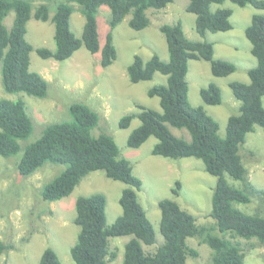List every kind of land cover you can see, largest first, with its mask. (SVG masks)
Returning a JSON list of instances; mask_svg holds the SVG:
<instances>
[{
    "label": "trees",
    "instance_id": "trees-1",
    "mask_svg": "<svg viewBox=\"0 0 264 264\" xmlns=\"http://www.w3.org/2000/svg\"><path fill=\"white\" fill-rule=\"evenodd\" d=\"M32 1L0 0L1 84L7 93L24 92L42 98L47 94L48 81L37 71L30 70L32 45L25 38ZM69 1L77 3L84 16L81 36H75L70 29L73 5L68 1L55 2L51 16L55 46L53 49L38 47L36 52L42 58L63 60L83 45L91 53L100 50V64L105 67L116 58L111 30L127 14H131L129 26L142 29L149 24L147 8L160 9L172 0ZM224 1L188 0L186 10L195 14V29L201 37L206 31H227L232 28L231 8L211 9L212 3ZM229 1L239 6L251 4L264 9V0ZM101 5L110 9V30L100 49L96 15ZM50 6L49 2L42 0L35 6L34 17L47 20ZM11 10L14 11V19L8 29L3 19ZM159 28L166 39L168 60H162L157 53H152L147 60L134 54L126 71L131 82L149 80L156 71L166 76L164 83L155 84L147 90L149 96L159 98L160 110L137 104L138 112L122 115L118 125L127 128L132 118L140 120L127 137L130 147L140 146L153 135L157 141L151 149L152 154L170 158L195 157L203 162L205 170L216 177L210 212L214 223L197 224L195 217L182 209L175 200L159 199V230L163 242L155 252H145L142 244H152L155 232L137 200L136 192L142 181L132 173L130 162L119 156L118 146L110 134L101 132L97 136L92 135L91 130L98 122V113L84 103H71L69 113L72 119L46 124L40 136L25 145L17 169L22 176L27 177L46 162L65 165L40 190L41 198L49 202L68 196L80 180L94 170H103L107 177L126 184L119 196L122 211L110 225L106 223V197L103 193L76 198L73 222L79 230L70 247L74 264H108L117 254L109 247L108 238L111 236L132 235L124 244L122 264H186L187 257L198 256V250L187 242L189 237L198 238L210 247L212 253L208 264H243L244 247L240 239L264 244V215L246 213L235 206L236 203H248L252 193L259 192L264 196V189H257L249 183L239 152L246 134L253 131L255 125L264 129V14L254 13L244 29L256 64L247 70L248 82H229L239 106L237 113L228 116L224 136L218 133L217 120L202 105L190 103L186 74L189 59L207 60L215 76L232 73L235 70L234 63L214 58L211 42L187 38L180 21L164 23ZM199 94L206 104L221 102V90L214 82L201 87ZM169 125L185 129L189 140L173 134ZM32 129L33 123L23 99L0 98L1 156L17 153L20 149L19 140L26 139ZM225 175L241 181L242 187L229 184ZM180 187V181L176 180L172 193L178 195ZM249 244L252 245V242ZM12 247V244L0 239V258ZM38 264H61V261L56 251L48 246L42 251Z\"/></svg>",
    "mask_w": 264,
    "mask_h": 264
},
{
    "label": "rangeland",
    "instance_id": "rangeland-1",
    "mask_svg": "<svg viewBox=\"0 0 264 264\" xmlns=\"http://www.w3.org/2000/svg\"><path fill=\"white\" fill-rule=\"evenodd\" d=\"M41 1H32L33 7L27 21L25 38L32 45L30 70L37 71L48 81L46 96L38 98L24 92L7 93L2 87L0 73V98L23 99L26 112L33 123L29 136L19 140L20 149L17 153L10 156L0 155V239L13 245L12 249L1 255L0 264H38L42 251L48 246L56 251L61 264H74L70 247L75 242L79 230L73 219L76 214L75 201L80 195L96 192L105 195L108 225L113 223L122 211L119 196L126 184L107 177L103 170L89 172L68 196L49 202L41 198L40 190L43 184L64 169L65 165L46 162L27 177L22 176L17 169L25 145L36 140L46 124L70 121L72 118L69 105L76 102L84 103L98 113V122L91 130L92 135L97 136L101 132L110 134L118 146L119 156L130 162L132 173L142 181L136 192L137 200L155 232L152 244H142L145 252H155L163 242L159 230V199H173L195 217L197 224L212 225L214 219L210 215L211 196L216 177L205 170L200 159L170 158L152 154L151 149L157 141L153 135L138 147L127 145L129 133L139 125L140 120L134 117L127 128H122L118 125L119 118L130 112H138L137 104L160 110L159 98L149 96L147 90L155 84L164 83L166 76L156 71L149 80L131 82L126 68L134 54H139L147 60L152 53H157L162 60H168L166 39L159 28L164 23L173 24L180 21L187 38L211 42L214 58L231 61L235 70L225 76H215L207 60L189 59L186 74L188 99L192 105H202L206 112L217 120L218 133L224 136L227 118L237 113L239 106V100L234 97L229 82H248L247 70L256 64L244 29L250 23L251 16L254 13L264 14V9L251 4L239 6L229 0L212 3V10L218 7L232 9V28L227 31H206L203 37L195 29V14L186 10L188 0H172L160 9L147 8L149 24L142 29L131 28L128 24L131 14H127L111 30L116 58L111 64L103 67L100 64V50L91 53L83 45L63 60L42 58L38 55L36 48L53 49L55 46L54 24L51 21L55 2L68 1L73 5L70 29L75 36H81L84 24L79 5L69 0H46L51 4L49 18L36 19L35 6ZM109 18L110 9L101 5L96 15L100 49L110 30ZM13 19L14 11L11 10L3 19L8 29L12 26ZM209 82L216 83L221 90L219 104H206L200 97L199 89ZM262 105L264 106V97ZM169 129L177 136H184L187 140L190 138L185 129L170 125ZM239 152L247 170L249 183L257 189H264V129L255 125L254 130L246 134ZM225 177L229 184L242 187L241 181L229 175ZM176 180L181 183L178 195L171 191ZM235 206L246 213L264 215V196L259 192L252 193L248 203H236ZM213 231L220 234L217 230ZM131 236L108 238L110 249L117 253L108 264H122L124 244ZM187 242L198 250V256L187 257L186 264H208L212 253L210 247L194 237L187 238ZM240 242L244 247L243 264H264V244L245 239H240ZM249 242H252V245Z\"/></svg>",
    "mask_w": 264,
    "mask_h": 264
}]
</instances>
